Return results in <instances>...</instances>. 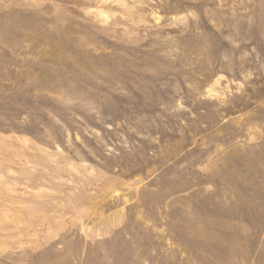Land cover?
<instances>
[{"label": "rangeland", "instance_id": "374dc122", "mask_svg": "<svg viewBox=\"0 0 264 264\" xmlns=\"http://www.w3.org/2000/svg\"><path fill=\"white\" fill-rule=\"evenodd\" d=\"M0 264H264V0H0Z\"/></svg>", "mask_w": 264, "mask_h": 264}]
</instances>
